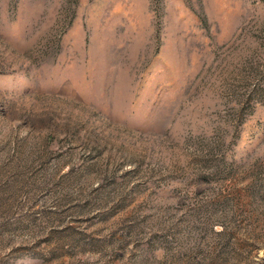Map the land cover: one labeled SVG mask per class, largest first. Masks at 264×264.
I'll use <instances>...</instances> for the list:
<instances>
[{
	"label": "rangeland",
	"instance_id": "1",
	"mask_svg": "<svg viewBox=\"0 0 264 264\" xmlns=\"http://www.w3.org/2000/svg\"><path fill=\"white\" fill-rule=\"evenodd\" d=\"M0 264H264V0H0Z\"/></svg>",
	"mask_w": 264,
	"mask_h": 264
}]
</instances>
